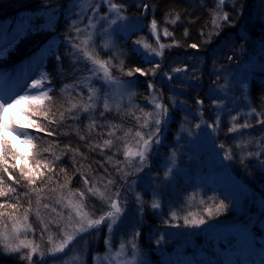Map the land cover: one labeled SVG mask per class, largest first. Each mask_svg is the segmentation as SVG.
<instances>
[{"label":"rangeland","instance_id":"1","mask_svg":"<svg viewBox=\"0 0 264 264\" xmlns=\"http://www.w3.org/2000/svg\"><path fill=\"white\" fill-rule=\"evenodd\" d=\"M128 8L124 11V15L128 17V20L117 21L116 24L112 25L109 29V33L103 37V40L97 39V45H101L103 41H107L112 50H115L121 54V47L128 41L132 35L136 36L131 39V41H136L141 38H145L146 42L152 46L159 48L156 43V37L152 35L150 31V23L153 19V12L149 5V9L145 16L140 15L141 9L137 8V4L147 3L149 0H127ZM114 2V1H113ZM216 8V7H215ZM104 10L107 11V6H104ZM80 12V8L76 6V0H71L64 10H43L38 13L32 12H21L15 19L10 32L8 31V25L0 24V66H4L7 63L5 58V53L9 51L15 44H17L24 37L25 31H29L33 34H38V38L44 41V43L37 48L34 59L29 57V61H32V67H30L29 72L25 74L24 71H17L14 79L8 83L6 90H3V86L6 83V72H0V91H19L24 85L25 81L31 83L33 78L39 79L41 73H48L52 79L51 84L55 85L54 93L55 101L59 99H72L73 103L80 102V97L77 95L78 91H83L84 99L87 100L88 88L83 85H79L76 91L71 89L61 92L60 89L64 87L65 84H73L80 77L88 75L86 72H77L75 76L69 74L68 76L61 77L57 73L61 70L56 62V55L59 54L62 57V70L67 73H71L72 70V60L73 57L68 55L71 51L70 47H65V35H74V31L70 33V25L73 20H79L77 13ZM87 15H92L89 10ZM220 15H223L222 12ZM114 18V17H112ZM223 22V21H222ZM262 22H264V8L262 11ZM88 23L85 18L82 22L77 24L78 27L83 28ZM175 24L166 23L165 19L161 26H158V35L160 43L165 45L172 44L173 40L171 36H164L163 29L166 27L170 32V29L174 27ZM264 25V24H263ZM8 28V29H7ZM4 29V30H3ZM7 29V30H6ZM3 30V31H2ZM6 31L9 32L8 36L5 37ZM40 32H49L48 37H41ZM84 37L81 36V39ZM31 42L32 40L29 39ZM264 40V38L262 39ZM257 45L253 48V53L246 54V59L244 63H240L237 66H225L221 70H217V77L215 78V83L213 82V87L208 94L210 102H212L211 110L208 115L212 116L211 123L216 120L217 117L220 118L219 123L221 125V120L227 117V125L230 124L231 114L247 113L250 111V102L248 98V91L253 78L252 74L257 75L259 71H264V42L257 41ZM134 45V43H133ZM134 47L140 48L143 51L142 45H134ZM172 48L165 47L164 53L172 50ZM91 51V49H89ZM96 51L99 53V58L102 60H107L110 52L106 53L102 47H97ZM217 51L215 54L219 53ZM115 59V63H119L120 56ZM218 54L216 55V57ZM157 61L162 58L156 57ZM26 61V60H25ZM2 66V67H3ZM84 66L83 58L81 57L80 67ZM88 66H91L90 64ZM26 68V67H25ZM175 77V84L180 85L178 88L176 86L171 90L173 94H180V87L182 84L189 82L187 76L184 73H178L173 75ZM165 79L169 80L168 77ZM170 81V80H169ZM263 81V80H262ZM264 85V82H262ZM45 86L48 83L45 82ZM93 86H98L97 82H93ZM136 89H131L135 91ZM157 88L153 90L157 97V102L163 103L162 98L157 93ZM71 91V97L68 92ZM136 92V91H135ZM150 92L148 88L146 89V96H149ZM136 95L132 97L131 103L135 99ZM216 101L219 104L217 107L213 103ZM29 103H36L33 101H23L16 105L15 108L9 109V113L14 115L18 120L22 121L24 124L28 123V118L21 114L19 109L27 110ZM45 105H49L48 101H44ZM123 107H130L128 98L125 97L122 101ZM178 103H175V107H171L170 115L166 118L162 117V132L159 135L161 143L159 145H154L155 151L150 154L151 158L147 161L144 170L140 173H135V169H131L134 173L129 176V181L135 180L136 183L131 186V188L126 193L127 196V211L123 214V222L118 228H116L113 233H109L106 227L101 228L99 232L95 230L92 234H82L83 239L74 241L66 253L63 254L59 259H54L48 257L46 264H63V261L67 260L69 264H100V261H94V257H103L107 251L105 246V239H110L112 243V252L115 253L119 250L121 243L125 244L123 249V254L119 258L121 261H127L129 264H150L149 254L146 250L142 249L143 246L140 245L142 241L144 244H149L150 241H155L152 244L151 250L153 255L159 256L161 264L167 261H174V264H195L194 259L200 254L201 249L197 244L196 238L202 236L204 231L207 229L206 224H201L199 227L187 226L184 223V218L187 217L189 220L196 218L192 214L191 210L195 207L199 208L198 202L200 197L203 196L207 191H212L214 194L220 193L223 196L230 197L233 200L234 210L237 212L238 216H245L244 212V202L243 197L249 196L250 198L255 197L258 207H264V200L260 199V195L254 194L252 189L245 182L244 177L241 174L235 172V168L231 160L224 159V151L219 148L221 143L225 144L226 137L217 134H212V130L207 128L204 124V115L200 109L192 110L187 107L184 108V115L187 118L177 117L175 130L173 132L171 141L168 143L166 141V135L172 126L174 112ZM50 106V105H49ZM145 112L154 110V106L148 104L146 100L142 103ZM101 111H103V103L99 105ZM202 108V105H200ZM210 110V111H211ZM115 113V106L113 105V111ZM180 113V112H179ZM183 111H181L182 115ZM238 116L237 119L239 120ZM33 119H41L34 117ZM187 119V120H186ZM143 123V121H142ZM200 124V128H196L197 124ZM153 120V127H154ZM27 131L33 133V135H42L43 133H36L35 129H26ZM249 129L242 130L247 132ZM191 131L192 135H189ZM2 135L7 139L9 143V149L15 153L14 163L17 168L24 167L25 170L31 168L34 176L39 175L41 167L37 168V162L40 165L41 160L35 159L34 152L36 147L32 145L23 143V138L18 139L15 135L10 132H3ZM135 132L126 138L128 142V147L132 151H136L135 140L133 139ZM231 139L230 149L233 153H236L238 157H244L245 160H252V163L256 164L258 159L255 155L248 157V152L256 153L260 150L261 146L255 143L247 145L244 148H236L235 145L237 141H247L249 138L246 135H239L236 133H228ZM264 136V133H260V136ZM36 140H33V144ZM142 143V142H141ZM35 145V144H34ZM125 150V147H124ZM123 150V153H124ZM138 161V157L134 158ZM120 167H123L125 171H129L127 167V161L122 155V161ZM264 167V164H263ZM169 169L171 171L169 172ZM169 172L167 179L165 178V173ZM115 178L118 184L123 183L119 179V174H115ZM106 183V182H105ZM115 191V188H113ZM192 192V193H191ZM137 193H139L141 200L138 202L136 200ZM67 195V194H66ZM197 197V201H196ZM99 207V201H95ZM158 202L160 204L159 208H152V203ZM168 203L166 204L164 203ZM171 202V204H170ZM255 202V203H256ZM183 204L185 208V213H176L172 208L173 204L175 207H182ZM69 209L64 208V214L67 215ZM172 212L176 213V216L171 215ZM191 213V215H189ZM242 213V214H241ZM241 214V215H240ZM99 215V212H97ZM164 218L167 223L153 221L156 219ZM256 220L257 225H252L250 223L242 224L238 220L225 219L223 221H216L212 223L213 233L217 235L232 234L235 235L241 246L251 247L252 238L256 230L260 228L261 239H264V219H259L257 221L256 216H253ZM151 219L152 227H145L146 221ZM158 219V220H159ZM197 219V218H196ZM145 222V223H144ZM214 226V227H213ZM253 227L256 229H253ZM150 228V229H149ZM144 230V237L141 233ZM149 230V231H148ZM139 232L140 234L136 236L135 234ZM173 239V246H171L170 241L169 248H166V240ZM29 239L37 238L35 243L42 244L46 243L47 235H45L44 242H41L38 238L39 235L36 234L33 237L31 232L27 233ZM23 234H22V237ZM167 240V241H168ZM132 242L135 243V256H133ZM46 251V249H44ZM249 250V249H247ZM26 253L27 250H22ZM5 259L13 260L11 264L21 263L27 264V261L19 260V256H0V264H7L4 262ZM39 256H34V260L39 261ZM4 261V262H3ZM228 262H232L233 259L228 256ZM45 264V262H41ZM103 264H108V261H103ZM112 264H116L113 260Z\"/></svg>","mask_w":264,"mask_h":264},{"label":"snow or ice","instance_id":"2","mask_svg":"<svg viewBox=\"0 0 264 264\" xmlns=\"http://www.w3.org/2000/svg\"><path fill=\"white\" fill-rule=\"evenodd\" d=\"M233 8L239 3V0H231ZM226 4V0H216V8L212 15V31L208 33V38L202 41V44L191 43L187 45L192 49H199L203 45L211 42L213 36H218L220 30L225 25H230L229 13L223 11V6ZM76 6L80 8V12L77 13L79 20H73L70 25V33L74 31V35H65V47H70L71 51L68 55L73 57L72 60V70L71 73L64 72L62 70V57L57 54L55 59L58 67L61 69L57 75L61 77L68 76L69 74L75 76L77 72H86L88 75L80 77L73 84H65L60 91L63 93L66 90L71 89L76 91L79 85H83L88 88L87 100H84L83 91H78L77 95L80 97V102L73 103L72 99L66 101L67 107L62 104L63 110L56 109L53 110L49 105L55 103L54 96L51 93L54 92L55 85L51 84L52 77L48 73H41L39 79L33 78L31 83L25 81L24 85L19 91H0V197L11 198L15 194V203H11L9 200H4L0 202V256H19V260L27 261V264H41L45 262L48 257L54 259H59L66 250L70 248L74 241L83 239L82 234H92L95 230L99 232L103 227L108 229L111 234L113 231L120 226L123 222V214L127 211V196L126 193L131 188L133 184L136 183L135 180L129 181L128 177L134 173L131 169H135V173H140L144 170L147 161L150 160V154L155 151L154 145H159L161 143L159 135L162 132L160 127L162 124V117L166 118L170 115V107H175V101L173 100L171 105L163 104L157 102V97L153 90L156 88V84L153 82L154 79L159 75L167 76L171 81L175 77L168 73H161L162 59L157 61L155 58L164 56L165 47L172 48L174 46L179 47V42L175 39L172 44L165 45L160 43L158 35V23L155 18L151 20L150 31L153 36L156 37V43L159 48L152 46L146 42L145 38L138 39L134 41V45H142L143 51L140 48L134 47L133 52L140 57L142 62L147 65H151L150 68H144L135 66L125 70V62L123 59L120 60L119 64H114L113 60L118 58L119 53L112 50V46L108 44L107 41H103L101 45H97V39L103 40V37L109 33V29L112 25L116 24L117 21L128 20V17L124 15V11L127 10L128 5L125 3H115L113 0H76ZM104 6H107V11L104 10ZM243 5H241L242 9ZM137 8L141 9L140 15L145 16L147 10L149 9V4H137ZM91 11L92 15H87L88 11ZM223 12V15L220 13ZM114 17V18H112ZM88 20V23L83 27H78L77 24L82 22L84 19ZM180 19L179 13L176 14L175 18L168 20V13H165L166 23L175 24ZM224 23H221V22ZM164 36H171L172 33L168 31L165 27L163 29ZM185 35H188V30L185 29ZM81 36L84 38L81 39ZM204 36V31H201V37ZM97 47H102L106 53L110 52L109 58L107 60H102L99 58V53L96 51ZM91 49V51L89 50ZM81 57L84 61V66L80 67ZM232 59V57H229ZM91 66H88V65ZM188 65L183 67H173L171 73L178 74L185 72ZM113 70L117 71L120 75H113ZM152 77V79L147 80V88L150 92L149 96L145 99L148 104L154 106V110L145 112L143 108H140L137 104H132V97L136 95L135 91L131 89L135 88L138 80L135 77ZM123 77H129L133 79H124ZM97 82L98 86H93V82ZM45 82L48 86H45ZM215 83V82H214ZM71 97V91L68 92ZM162 96V94H161ZM127 97L129 104L133 108H140L143 113V123H141V117L136 116L134 112L125 109L123 107L122 101ZM172 99L171 97L169 98ZM33 101L36 103H29L27 110L19 109L26 118H28V123L24 124L22 121L18 120L14 115L9 113V109H13L16 105L23 101ZM44 101H48L49 105H45ZM262 103H264V96L261 97ZM103 103V111L99 112V117L104 118L106 113L113 111V105L115 106V114L122 116H132L135 118L136 123L139 128L132 129L129 128L124 136H129L133 131L135 135L133 139L136 144V151H132L128 147L127 140L124 141V156L127 161V167L129 171H125L123 167H120L121 161L118 159L115 162V171L119 174V179L123 183L118 184L115 178H110L104 182V176H100L99 180H90L84 173L80 174V179L83 182L84 189L69 191L67 195L61 191L59 198L55 200V204H50L48 202L41 203V193L44 191L43 187H32L29 191L18 192V187H24L22 181H27V185L33 186L36 184V179L31 168L25 170L24 167L19 168V178L14 176L12 170L17 169L16 164H10L9 159L15 157V153L9 149V141L2 135L3 132L7 131L15 135L18 139L23 138V143L32 145L33 140H40L42 137L40 135H33V133L27 131L26 129H35L36 133H43L48 137L58 135L59 127L64 123L66 119H71L79 122L81 120V114H88V118L91 120L89 124L90 132L95 131L97 127H102L99 124L98 118L95 116L96 110L99 108L100 103ZM214 104L219 107L216 101ZM197 105H202L203 101L200 99L196 100ZM58 112V118H57ZM67 113V116H66ZM244 116V123H239L237 117ZM41 118L39 120L33 119ZM255 118L256 125L264 126V108L257 111L255 107L250 106V111L247 113H238L237 115H231L230 124L231 127L228 128V133H236L241 136L250 135L242 130L250 129L255 127L250 122L251 118ZM154 120V127H153ZM220 118L217 117L212 123L204 122L207 128L212 130V134H215L220 129ZM46 122V123H45ZM110 130L107 133L109 137H116V140H121L122 137L117 135V130L123 128L122 125H112L111 121H108ZM52 126V127H49ZM201 125L198 123L196 128H200ZM79 128H77V133ZM67 135V133H65ZM189 135H192L189 131ZM88 137L80 135V140L86 141ZM142 142V143H141ZM253 143V140L249 139L247 141H237L236 148H244L247 145ZM255 143L258 145L264 144V136L258 138ZM98 146V145H97ZM115 146L113 139H105L104 147L112 148ZM68 148V146H65ZM219 148L224 151V159L232 160L234 158V153L230 148H226L225 144L221 143ZM69 151H73L68 148ZM42 151L51 153L53 150L50 147L44 148ZM78 151V149L76 150ZM64 154V153H62ZM255 155L257 158L264 155V147L256 153L248 152L247 156L252 157ZM138 157V161L134 158ZM114 157H108L107 160L111 161ZM61 159L60 155L54 157V161L48 165H40L37 162L36 167H44L49 173L58 176L54 171V166L56 162ZM244 162V157L241 156V163ZM264 164V160L259 161ZM104 167L103 164L100 165ZM104 171L107 173L108 169L105 168ZM171 169H169V172ZM60 172H65V169L61 168ZM169 172L165 173V178L167 179ZM65 175L67 173L65 172ZM75 175V173H73ZM110 175V174H109ZM44 172L39 173V177H43ZM7 177V180L5 179ZM53 178L52 175L48 177L49 181ZM12 181L8 184L7 181ZM71 182V177L68 178ZM15 185V186H14ZM67 183L59 185L60 189L63 190L67 188ZM115 188V191H113ZM50 192L56 193L57 189L55 187L49 189ZM32 193L36 194V209L35 216L39 221V239L44 242L45 235H47L46 243L38 244L35 243L34 239H29L27 233L31 232L33 237L36 235L37 229L29 221V216L33 212L32 208ZM28 198V207L24 208L23 213L20 209L23 207L21 203L23 198ZM136 200L139 202L141 197L137 193ZM95 201H99V207ZM204 204V201H200ZM55 205H60V210L58 211ZM152 208H159L160 204L158 202L152 203ZM48 209V219L41 217L40 208ZM64 208H68L69 211L67 215L64 214ZM225 208V204L221 201L216 205V211L220 212ZM10 210V211H9ZM99 212V215H97ZM207 215L212 217L211 208L205 209ZM52 213H55L53 216ZM173 217L176 216L175 212H172ZM191 215V213H189ZM206 221L203 218L196 219L192 218L189 220L187 217L184 218V223L187 226H196L204 224ZM23 234L24 238H21ZM140 233L137 232L135 235L138 236ZM105 246L107 251L103 257H94V261H108V264H112L113 260L116 264H129L127 261H121L119 258L123 254V249L125 244L121 243L119 250L115 253L112 252V243L110 239H105ZM136 245L132 242L133 256H135ZM27 250L26 253L22 250ZM46 249V251L44 250ZM39 256V261L34 260V256ZM63 264H69L67 260L63 261Z\"/></svg>","mask_w":264,"mask_h":264},{"label":"trees","instance_id":"3","mask_svg":"<svg viewBox=\"0 0 264 264\" xmlns=\"http://www.w3.org/2000/svg\"><path fill=\"white\" fill-rule=\"evenodd\" d=\"M70 1L71 0H0V24L5 23L2 25H8L9 29H7L10 32L15 19L21 12L38 13L43 10L49 11L51 9L64 10ZM113 1L118 4L123 2L128 5L129 3L127 0ZM149 5L153 12V18L157 20L158 26L162 25V22L165 19V13H168V20L174 19L177 13L180 15V19L175 23L174 27L170 29L172 40L175 39L178 41L179 47L174 46L172 50L164 53L162 58V68L160 69L161 73L168 72L174 75L171 73L173 67H183L184 65H188L187 70L181 73H184V75L187 76L189 82L182 84V87H180V94H173L171 92L175 86L176 88L180 86L175 84L174 79L169 81L165 79L167 76L159 75L153 81L156 84V91L162 98L161 100L164 104L171 105L173 100L175 103H178V107L174 112L175 118L173 117L172 126L166 135V141L169 143L173 132L176 129L174 124H176L177 117L188 119V117L184 115V106L192 110L200 109L204 115V121L211 123L213 114L210 116L208 113H214V111L211 110L212 102H210L208 94L210 93L213 87V82L217 77V70H221V68L226 65L232 67L237 66L242 62L244 63L246 54L253 53L254 46L258 44L257 41L264 42V40H262L264 38V22H262L264 0H239V3L236 4L235 8H233L231 0H226V4L223 6V11L229 13L231 24L225 25L222 30H220L218 36H213L210 43L203 45L199 49H192L187 45L191 43L202 44V41L208 38V33L213 30L212 15L216 7V0H149ZM241 5H243L242 9ZM185 29L188 30V35H185ZM202 30L204 31L203 37H201ZM8 31H6L5 37L8 36ZM39 35L41 37L47 35L46 37H48L50 34L49 32H40ZM135 36L136 34H133L132 37L121 47V54L119 56L120 60L123 59L125 62V70L135 66L144 68L151 67V65L144 64L140 57L133 52L134 45L131 39ZM23 37V39L5 53L7 63L4 64V66L2 65L3 67L0 66L1 74L2 71L7 73V79L3 86V90H6L5 88H7L8 83L14 79L17 71H24L25 74L30 73L29 70L30 67H32V61H29V57L32 56V59H34L37 48L44 43V41L38 38V34H33L29 31H25ZM29 39L32 41L29 42ZM219 50L220 52L217 53L218 56L216 57L217 54L215 53ZM229 57H232V59H229ZM113 63L117 65L119 64L115 63V59L113 60ZM113 75L118 76L120 74L113 70ZM252 76L253 78H251L248 98L250 106L255 107L257 111H260L264 108V103L261 101V97L264 96V85H262V82H264V71H259L257 75L252 74ZM123 78L133 79L129 77ZM135 79L138 80V83L135 85L136 97L133 104H137L140 108H143L141 105L146 101L147 80L152 79V77L137 76ZM53 96L55 97V95ZM170 97L172 98L171 100L169 99ZM197 99L203 101L202 108H200V105L196 104ZM66 101V99L58 98L54 104L50 105V107H52L53 110H63L61 107L62 104L64 107L70 106L66 104ZM124 108L134 112L136 116H140L142 118V123L143 113L140 111V108H130L126 106H124ZM100 111V108H98L95 112V116L98 118L99 124L102 125V127H97L95 131L90 132L89 124L91 123V120L88 118V114H81V120L79 122L66 119L59 127L58 135L52 137H48L44 134L40 135L42 138L34 142L36 145V150L34 151L36 152L35 159L41 160V163H44L42 164L43 166L51 164L54 161V157L60 155V161L56 162L54 166V171L58 176L49 173L46 168L41 167L40 172H44V176L39 177V175H36L35 177L38 178L36 179V184L33 186L27 185V181H22L24 187H18V192L29 191L32 187H43L44 191L41 193V203L48 202L50 204H55V200L59 198L61 191L66 195L69 191L84 189L83 182L80 179L81 173H84L93 181L99 180L100 176H104V182L115 177L116 171L114 165L117 159L122 161L124 141L128 137H125L124 133L129 128L134 130L139 128V125L136 123L134 117L116 115L114 112L106 113L105 117L101 118L99 117ZM181 111H183L182 115ZM231 115H237V112ZM226 120L227 117L220 121L221 125L217 134L221 136L227 135L225 136V147L231 148V139L229 138L227 131L231 126L227 125ZM244 120V116L239 117L238 122L242 124L244 123ZM108 121H111L112 125L119 124L123 126L122 130H117V135L122 137L121 140H116V137L108 136L107 133L110 130ZM250 122L255 125V127L250 128L246 132L250 135L246 136L249 139L257 140L260 138V133H264V126L256 125L254 117L250 119ZM49 127L52 126L49 125ZM77 128H79L78 133ZM65 133H67V135H65ZM132 133H134V131ZM132 133H130L129 136ZM80 135H84L88 137V139L82 141L80 140ZM105 139H113L115 146L112 148L104 147ZM66 145L73 151H69L68 148L65 147ZM47 147H50L53 151L51 153L42 151ZM77 149L78 151H76ZM108 157L114 158L113 160L108 161ZM260 160H264V155L256 160V164L252 163V160L245 159L244 162L241 163V158L234 153V158L231 162L236 170L235 172H237L238 175L242 173L245 182L252 189V192L260 195V199L264 200V167L263 164L259 162ZM9 163L15 164L14 158L10 157ZM101 164H103L104 167H101ZM61 168L65 169L67 175H65V172H60ZM105 168L108 169L107 173L104 171ZM10 171H13L14 176L19 178L18 168L16 170L10 169ZM73 173H75V175H73ZM0 175H2V173H0ZM50 175L53 176L51 181L48 179ZM69 177H71V182L68 181ZM5 179L7 180V177H5ZM7 183L11 184L12 181L9 180ZM66 183L68 185L67 188L61 190L59 185ZM53 187L57 189L56 193L49 191V189ZM14 196L15 194H13L11 198L0 197V202L7 199L11 203H15ZM31 200L33 212L29 216V221L37 229L36 234L39 235V221L35 216V209L37 207L35 193H32ZM201 200L204 201V204L200 203ZM221 201L225 204V208L222 211L217 212L216 205ZM243 201H245L243 209L246 211L244 212L245 216H242V213L240 214L241 216H238L233 207L234 202L230 197L223 196L220 193L214 194L212 191H207L202 197H200L198 202L199 208L197 209V207H195L191 212L197 219H205L206 222L204 224L207 225V229L202 236L196 238L198 242L197 245L201 249H199L200 254L194 259L195 264H264V239H261L260 228L256 230L253 227L257 233H255L252 238L251 247L245 248L240 245L239 240L235 235L226 234L219 236L213 233V229L215 228L210 226L216 221L221 222L227 218L238 220V222L240 221L242 224L251 222V224L253 223L252 225H257L253 216H256L257 221L259 219H264V207H258L254 195L252 198L244 196ZM21 203L23 204V207L20 209V212L23 213L24 208L28 207V198H23ZM164 203L166 206L168 205V203ZM181 205L182 207H175L176 205L173 204L172 208L176 213L181 212L183 214L187 208L183 207V204H180V206ZM55 206L59 211L60 205ZM207 208H211L212 210L211 218L205 212V209ZM40 212L41 217L47 222L49 210L41 207ZM52 215L54 216L55 213H52ZM158 219L155 218L153 221L167 223L162 217L159 220ZM145 225V227H152L151 219L148 218ZM144 233L143 230L141 233L142 237H144ZM173 239L174 238L170 239L172 243L168 240V236L167 239H165L167 250H170L168 247L169 243L171 246L174 245ZM35 241H37V238H35ZM153 242L155 243V241L151 240L150 243L146 245L141 241L140 245L143 246L142 249L146 250L149 254L150 264H161L159 256L153 255L152 250L150 249L152 244L154 245ZM228 256L233 259L232 262L227 261ZM4 261L3 262L7 264L13 262V260L10 259H5ZM163 264H174V261L170 260Z\"/></svg>","mask_w":264,"mask_h":264}]
</instances>
